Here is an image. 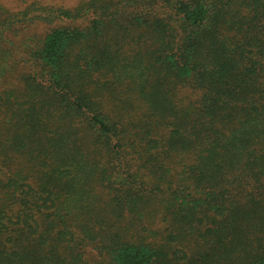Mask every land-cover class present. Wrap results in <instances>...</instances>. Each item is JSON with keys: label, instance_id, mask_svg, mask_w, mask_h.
Segmentation results:
<instances>
[{"label": "trees", "instance_id": "16d2710c", "mask_svg": "<svg viewBox=\"0 0 264 264\" xmlns=\"http://www.w3.org/2000/svg\"><path fill=\"white\" fill-rule=\"evenodd\" d=\"M7 59L0 264H264V0L0 3Z\"/></svg>", "mask_w": 264, "mask_h": 264}, {"label": "rangeland", "instance_id": "374dc122", "mask_svg": "<svg viewBox=\"0 0 264 264\" xmlns=\"http://www.w3.org/2000/svg\"><path fill=\"white\" fill-rule=\"evenodd\" d=\"M34 0H0V3L2 6L6 7L7 9L11 11H17L20 9H23L27 3H31ZM39 2H42L44 4H66V5H71L77 3L79 0H37ZM25 29L22 31L17 32L16 34L18 35L17 37H14L12 33L7 32L8 38L6 39L5 42H3V45L12 49L14 51L15 56L16 55V50L19 48L17 47L19 45L18 40L20 37L25 35H31L35 34L38 37V32H43V26L38 25V24H33V25H25ZM20 27V26H18ZM22 30V29H21ZM24 33V34H23ZM23 34V35H22ZM12 35V38H11ZM9 39H12V43L10 42ZM12 57V58H13ZM2 65H5L6 71H3V76L0 75V85L4 83V78L7 79L9 82L15 81L21 73L22 70H24V67H21L20 62L16 63L15 60H10L7 59L5 61L0 60V67ZM12 77V78H11ZM17 81V80H16Z\"/></svg>", "mask_w": 264, "mask_h": 264}]
</instances>
